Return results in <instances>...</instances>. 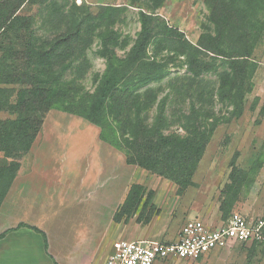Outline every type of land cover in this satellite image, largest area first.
Listing matches in <instances>:
<instances>
[{
  "label": "trees",
  "instance_id": "1",
  "mask_svg": "<svg viewBox=\"0 0 264 264\" xmlns=\"http://www.w3.org/2000/svg\"><path fill=\"white\" fill-rule=\"evenodd\" d=\"M128 1L142 8L140 0ZM161 1L153 0L151 8ZM205 4V32L197 44L205 54L190 44L185 73L169 78L168 92L157 98L167 71L153 65L145 54L146 45L159 33L154 32L150 15L144 11H140L138 38L124 57L107 52L109 35L106 30L98 32L104 40L99 55L105 59V68L94 78V91L86 94L79 82L67 79V72L74 68L67 57L84 56L82 45L93 30L114 22L112 15L92 16L79 11L74 3L67 9L57 0H0V84L7 85L0 87V111L13 115L0 120V204L51 108L80 115L97 126L100 139L124 151L127 163L162 175L180 187L189 185L218 125L216 102L243 98L251 91V55L264 31V0H205ZM32 5L41 8V27L44 5L49 18L55 13L60 16L57 29L63 20L65 28L51 38L39 35L36 31L41 27L36 28L34 17L24 12ZM100 9L114 13L119 7ZM154 83L159 85L150 86ZM172 97L176 104L187 101L188 108L169 118L167 107ZM174 124L182 133L169 130ZM132 187L136 186H131L129 193ZM129 193L114 219L135 210L134 195L130 194L131 198Z\"/></svg>",
  "mask_w": 264,
  "mask_h": 264
},
{
  "label": "rangeland",
  "instance_id": "2",
  "mask_svg": "<svg viewBox=\"0 0 264 264\" xmlns=\"http://www.w3.org/2000/svg\"><path fill=\"white\" fill-rule=\"evenodd\" d=\"M57 1L59 5L65 3L67 9L74 3L81 12L92 16L112 15L114 20L93 30L87 39L90 41L82 45L85 47L84 56L67 57L74 62V68L67 72V79L79 82L86 94L94 91V78L101 75L105 68V59L99 55L104 42L98 35L99 31L104 34L106 30L105 35H109L106 38L107 52L121 58L128 54L138 38L141 30L140 11L150 15V26L159 34L150 39L145 54L149 61L154 62L153 65L167 71L157 95L160 98L168 92L167 80L185 73L186 56L192 50H189V45L198 46L208 15L205 0H162L155 9L151 8L153 0H140L142 8L130 5L128 0ZM102 6L119 7V10L114 13L103 11L100 9ZM44 8L43 5V27L40 7L28 6L24 12L34 17L36 28H42L36 31L39 35L51 38L65 28L64 20L62 27L57 29L60 16L55 13L50 14L49 18ZM199 48L205 54V49ZM251 60V91L243 98L237 96L231 101L216 102L214 112L218 125L197 164L191 183L186 187L127 163L124 151L100 139L97 126L80 115L58 108H51L46 113L41 132L36 136L37 145L30 154H40L41 147L44 148L47 143L53 149L57 148L59 157L68 158L63 168L65 171L78 170L79 161L89 165L90 170L96 173V192L103 196L105 189H111V214L119 240L133 239L146 232V238L170 241L176 237L184 222L192 217L207 219L213 224L226 219L232 211H238L248 218H264V31L254 47ZM158 85L154 83L150 86ZM3 86L7 85L0 84V87ZM8 87L15 91L18 89L17 85ZM174 98L176 101L179 97L176 95ZM174 98L167 107L169 118L188 108L187 101L185 105L176 104ZM153 114L154 109L149 113L150 118ZM12 117L7 111H0V120ZM169 130L182 133L175 124ZM28 154L22 158L19 169L25 168ZM131 186H136L131 188L134 198L129 193ZM128 193L135 202V210L120 214L116 220L115 214ZM7 208L5 206L6 214ZM19 215L23 216L24 212ZM151 231H155L156 235L151 236ZM154 264H264V241L235 244L205 254L196 261L172 258L158 260Z\"/></svg>",
  "mask_w": 264,
  "mask_h": 264
},
{
  "label": "crops",
  "instance_id": "3",
  "mask_svg": "<svg viewBox=\"0 0 264 264\" xmlns=\"http://www.w3.org/2000/svg\"><path fill=\"white\" fill-rule=\"evenodd\" d=\"M34 145L36 138L0 204V264H105L119 241L111 189L100 195L89 165L65 171L68 158L57 148L46 143L34 155ZM145 234L127 240L152 239Z\"/></svg>",
  "mask_w": 264,
  "mask_h": 264
},
{
  "label": "built area",
  "instance_id": "4",
  "mask_svg": "<svg viewBox=\"0 0 264 264\" xmlns=\"http://www.w3.org/2000/svg\"><path fill=\"white\" fill-rule=\"evenodd\" d=\"M263 241L264 218H248L232 211L214 226L201 218H189L174 241L120 239L105 264H154L172 258L196 261L235 244Z\"/></svg>",
  "mask_w": 264,
  "mask_h": 264
}]
</instances>
